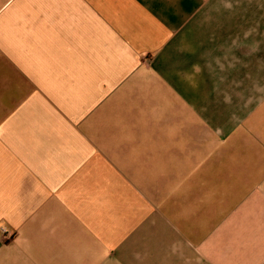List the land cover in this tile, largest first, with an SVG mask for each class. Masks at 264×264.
I'll list each match as a JSON object with an SVG mask.
<instances>
[{
  "label": "crops",
  "instance_id": "obj_1",
  "mask_svg": "<svg viewBox=\"0 0 264 264\" xmlns=\"http://www.w3.org/2000/svg\"><path fill=\"white\" fill-rule=\"evenodd\" d=\"M0 264H264V0H0Z\"/></svg>",
  "mask_w": 264,
  "mask_h": 264
},
{
  "label": "built area",
  "instance_id": "obj_2",
  "mask_svg": "<svg viewBox=\"0 0 264 264\" xmlns=\"http://www.w3.org/2000/svg\"><path fill=\"white\" fill-rule=\"evenodd\" d=\"M0 230H1L2 233H4V234H8V230H7V228H5V227H0Z\"/></svg>",
  "mask_w": 264,
  "mask_h": 264
}]
</instances>
